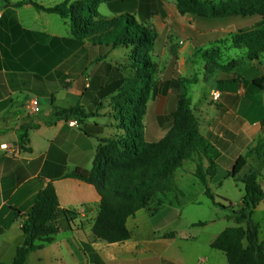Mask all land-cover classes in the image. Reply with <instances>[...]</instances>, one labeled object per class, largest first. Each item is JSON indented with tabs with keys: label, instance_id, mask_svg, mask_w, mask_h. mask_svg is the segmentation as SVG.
<instances>
[{
	"label": "crops",
	"instance_id": "1",
	"mask_svg": "<svg viewBox=\"0 0 264 264\" xmlns=\"http://www.w3.org/2000/svg\"><path fill=\"white\" fill-rule=\"evenodd\" d=\"M33 1L51 8L81 0ZM201 1L221 5L230 0ZM98 12L108 19L130 14L157 34L151 58L158 73L144 119L146 140L159 141L170 131L182 86L192 81L185 86L192 115L200 134L217 152L219 169L209 187L218 200L241 209L245 185L227 173L250 148L264 142V87L254 84L264 76V54L259 61L242 60L245 53L239 54L232 38L253 27L257 18L183 15L176 0H104ZM130 52L81 40L70 19L33 4L0 7V264H12L25 241L17 211L30 212L49 183L55 186L62 211L56 219L59 232L54 242L32 252L27 264H229L212 243L237 224L222 208L205 220L198 215L194 207L204 206L207 197L195 176L198 159L187 160L188 170L185 161L181 175L175 174L176 181L188 174L192 183L189 192L181 189L179 202L175 193H168L128 219L130 240L109 244L94 236L101 197L93 185L67 175L76 169L91 170L100 140L117 134L108 116L109 99L101 100L100 93L128 64ZM209 52L222 65L235 66L209 72L205 56ZM216 91L221 93L218 102L212 98ZM32 98L41 103L37 115L27 107ZM101 103L106 108L101 109ZM77 105L99 116L82 123H47L53 107ZM25 131L31 152L19 146ZM204 164L209 165L206 159ZM259 165L257 158H250L239 179ZM260 184L264 190V170ZM253 220L264 244V200ZM200 222L206 224L197 225Z\"/></svg>",
	"mask_w": 264,
	"mask_h": 264
},
{
	"label": "trees",
	"instance_id": "2",
	"mask_svg": "<svg viewBox=\"0 0 264 264\" xmlns=\"http://www.w3.org/2000/svg\"><path fill=\"white\" fill-rule=\"evenodd\" d=\"M103 1H66L45 8L33 0L15 4L11 0H0V7L33 4L41 11L70 19L75 35L81 40L89 39L94 45L131 50L128 64L123 65L112 83L103 87L100 93L101 100L107 102L109 99L106 106L110 109L108 116L113 120L117 134L100 140L91 170L76 169L67 175L93 185L101 197L100 210L93 226L95 238L109 244L130 240L132 233L127 226L128 219L168 193H175L179 202L183 191L176 183L175 174L185 161L198 159L195 176L204 187L205 195L215 206L229 211L228 218L237 224L224 230L214 240L212 248L225 253L229 264H264V244L259 240V228L253 220L255 209L264 200V190L260 184L264 170V142H258L250 148L246 155L237 160L233 170L227 173L245 185L243 206L237 210L231 202L218 200L209 187L219 169L217 152L200 134L192 115V101L185 87L186 83L192 81L186 80L182 86L177 109L172 115L173 127L161 140L147 141L144 119L158 73V66L151 58L157 34L130 14L111 19L102 17L98 8ZM176 2L183 15L205 18L256 17L253 27L236 33L232 43L245 53L242 60L259 61L264 54V0H230L221 5L203 3L201 0ZM205 56L209 72L235 66L234 63L222 65L217 55L211 52ZM254 84L263 88L264 76ZM100 106L103 109L105 104L101 103ZM97 116V113L82 105L68 109L53 107L52 118L47 123L52 125L61 120L82 123ZM28 132L23 133L19 143L20 149L25 152L32 151L27 147L30 144ZM250 158H257L260 165L253 166L248 174L239 179ZM205 159L208 166L204 164ZM61 213L53 183L39 192L30 212L17 211L25 241L18 247L12 264H27L32 252L55 241L59 232L56 219ZM205 224L200 222L197 225Z\"/></svg>",
	"mask_w": 264,
	"mask_h": 264
},
{
	"label": "rangeland",
	"instance_id": "3",
	"mask_svg": "<svg viewBox=\"0 0 264 264\" xmlns=\"http://www.w3.org/2000/svg\"><path fill=\"white\" fill-rule=\"evenodd\" d=\"M121 53L122 51H124V49H120ZM240 52V53H239ZM238 53L241 55L242 51H239ZM191 162L187 161L186 162V170H188L191 166ZM181 169L178 170V174L177 175H181L180 172ZM176 180V179H175ZM178 187L182 190H186L187 192H189L190 188H191V178L188 174H186L184 176V178H181L180 176H178V179L176 181ZM217 188H215L214 190H216ZM187 199H189V196L187 197ZM204 201V206H198V207H194L195 209H198V215L203 218V220H205V218H208L209 216H214L215 212H221L220 208H217L215 206H213V204L211 203L210 199L208 197H204L203 198ZM234 225V224H233Z\"/></svg>",
	"mask_w": 264,
	"mask_h": 264
},
{
	"label": "built area",
	"instance_id": "4",
	"mask_svg": "<svg viewBox=\"0 0 264 264\" xmlns=\"http://www.w3.org/2000/svg\"><path fill=\"white\" fill-rule=\"evenodd\" d=\"M220 97H221V93L219 91H216V92L213 93V96H212L213 101L218 102L220 100ZM27 107L29 109V112L32 115H37L41 111V103H40L38 98L30 99V101L28 102Z\"/></svg>",
	"mask_w": 264,
	"mask_h": 264
}]
</instances>
